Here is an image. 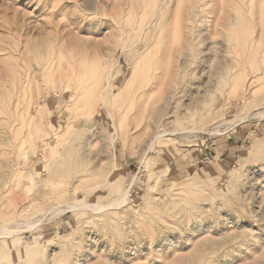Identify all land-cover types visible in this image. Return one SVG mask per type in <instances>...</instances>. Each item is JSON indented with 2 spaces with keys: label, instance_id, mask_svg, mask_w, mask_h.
<instances>
[{
  "label": "rangeland",
  "instance_id": "1",
  "mask_svg": "<svg viewBox=\"0 0 264 264\" xmlns=\"http://www.w3.org/2000/svg\"><path fill=\"white\" fill-rule=\"evenodd\" d=\"M178 1L0 0V264H264L263 48L238 62L264 0Z\"/></svg>",
  "mask_w": 264,
  "mask_h": 264
},
{
  "label": "bare ground",
  "instance_id": "2",
  "mask_svg": "<svg viewBox=\"0 0 264 264\" xmlns=\"http://www.w3.org/2000/svg\"><path fill=\"white\" fill-rule=\"evenodd\" d=\"M67 1V0H66ZM115 0H113V2H114ZM219 1V0H218ZM220 1H222V0H220ZM72 2H74V3H77L78 2V0H72ZM262 2H263V0H262ZM220 3V2H219ZM222 3H223V1H222ZM114 4V3H113ZM163 6H165V4L164 3H161V5H159V6H157L156 7V9L153 11V13H152V17L150 18V20H149V22H147L145 25H144V28H143V30H146L148 27H149V25H150V23L152 22V21H154L155 20V18H156V12L157 11H159V10H161L162 9V7ZM221 6V5H220ZM261 8V7H260ZM220 9H221V7H220ZM183 4H181L180 3V0L177 2V12L175 13L176 14V18L177 19H181L182 18V15H183ZM261 11H263V8H261L260 9ZM219 11H221V10H219ZM64 13V12H63ZM200 13H202V12H200ZM218 14V13H217ZM61 16V15H60ZM64 16V15H63ZM63 16H61L58 20H62V17ZM202 16V15H201ZM258 16H259V14H258ZM1 17V16H0ZM217 17H218V15H217ZM52 18V17H51ZM205 18V17H204ZM251 18V17H250ZM215 19H217L216 17H215ZM49 20V21H48ZM47 21H48V25L50 24V19H48ZM58 20H56V21H54V22H57V23H59V21ZM64 20H65V17H64ZM200 20V19H199ZM221 20V19H220ZM46 21V22H47ZM67 21V20H66ZM215 22H214V24H212L211 25V27H212V30H213V32H214V30H215V27L216 26H222V28H223V22L222 23H220L219 22V20L218 21H216V20H214ZM252 21H253V19H252ZM53 22V21H52ZM205 22V21H204ZM254 22V21H253ZM51 24H53V23H51ZM50 24V25H51ZM15 26V25H14ZM55 26V25H54ZM68 27V26H67ZM225 27V26H224ZM259 28V30H258V32H256L255 34H254V31L256 30V29H254V28ZM52 28V27H51ZM56 28V27H55ZM54 28V29H55ZM207 28V27H206ZM49 29V28H48ZM48 29H47V31H45L44 30V34H46V33H48L49 31H48ZM57 29V28H56ZM212 30H211V32H212ZM54 31V30H53ZM205 31V30H204ZM43 31L42 30H40V32H38V33H40V34H38V35H40V36H44V34L42 33ZM46 32V33H45ZM75 32V31H74ZM77 32H78V30H77ZM200 32V31H199ZM3 33V32H2ZM69 33H71V31H69ZM252 33L254 34V35H252L249 39L247 38V37H245V39H248V41H247V47L245 48V52L244 53H242L241 54V57L239 58V63L241 64V65H245L247 62H250V59L253 57V55H256V54H258L260 51H261V49H260V51H258V47L260 46L261 48H263V50H264V20L262 19V16H260V19L258 18V22H254V27H253V29H252ZM1 34V33H0ZM76 35H77V33H75ZM206 34V33H205ZM21 35V34H20ZM75 35V36H76ZM103 35V34H102ZM204 35V34H203ZM24 36V35H23ZM27 36H31V35H27ZM79 36H81V35H79ZM88 36V35H87ZM108 36V35H107ZM50 37V39L51 40H54V38H53V36H49ZM76 37H78V36H76ZM89 37H91V36H89ZM97 37V36H96ZM96 37H95V39H96ZM206 37H207V35H206ZM30 39H31V37H29ZM32 38H33V36H32ZM86 38V37H85ZM99 38V37H98ZM102 37H100V39H101ZM103 38H106V37H103ZM109 38V37H108ZM1 39V38H0ZM35 39V38H34ZM59 39V38H58ZM66 39V38H65ZM68 39V38H67ZM73 39V38H72ZM75 39V38H74ZM91 39H94V37H92ZM94 39V40H95ZM208 39V38H207ZM244 39V40H245ZM76 40H77V38H76ZM86 40V39H85ZM87 40H89L88 38H87ZM102 40V39H101ZM203 40V39H202ZM59 41H60V39H59ZM74 41V40H73ZM72 41V42H73ZM92 41V40H91ZM100 40L99 39H97V41H95V42H98V45L99 44H101L100 42H99ZM105 41V40H104ZM103 41V42H104ZM107 41L108 40H106V42H105V44L107 43ZM210 41V40H209ZM41 42H43V40H41ZM65 42V41H64ZM77 42H83V40H81V37L79 38L78 37V40H77ZM88 42V41H87ZM89 42H90V40H89ZM93 42V41H92ZM102 42V43H103ZM48 43V42H47ZM59 43V42H58ZM76 43V42H75ZM66 44H67V42L65 43V46H66ZM70 44V43H69ZM68 44V45H69ZM85 44V43H84ZM88 45H89V43H87ZM92 44V43H91ZM91 44L89 45V47L91 46ZM40 45V44H39ZM71 45H72V43H71ZM92 45H94V43L92 44ZM79 46H80V44H79ZM101 46V45H100ZM68 47V46H67ZM73 47V46H72ZM75 47V46H74ZM92 47V46H91ZM93 48V47H92ZM95 48V47H94ZM92 51V53L93 52H95V51H93V50H91ZM97 51V50H96ZM184 51V50H183ZM204 52V51H203ZM209 52V51H208ZM97 53H99V52H97ZM95 55V56H94ZM94 55L92 54V57L94 56L95 58H96V53H94ZM183 55V54H182ZM91 56V55H90ZM93 57V58H94ZM218 57V56H217ZM91 58V57H90ZM220 58V57H219ZM97 59H99V58H97ZM221 60H222V58H221ZM212 61V60H211ZM228 61V60H227ZM96 62V61H95ZM187 63V62H186ZM185 63V64H186ZM200 63V62H199ZM210 63V62H209ZM209 63H207V65L209 64ZM235 63L236 62H234V64L233 63H229V62H226V63H223V64H221V62L220 61H217V63H215V65H214V63H213V70L211 71V69L209 70L210 71V73L208 74V73H206V74H208L207 75V78L209 77H211L212 75H214L215 77L217 76V78H218V80H220V78H222V79H224V78H229L230 80L232 79V83H231V87L234 89V90H236L237 89V87L240 85V86H242L243 88H244V86L245 87H247L250 83H252L253 82V80L254 79H256L259 75H261V73H262V70L261 71H258V73H255V74H250V75H248V77L245 79V82H244V80H242L240 83H239V80H240V77H241V73L242 72H240V70H237L236 69V66H235ZM204 70V69H203ZM202 70V72H204ZM205 70H206V68H205ZM208 71V72H209ZM212 72V73H211ZM186 76L189 78V77H192L193 76V74L195 73L194 71L192 72H189L188 71V69L186 70ZM5 77H6V74H5ZM214 77V78H215ZM19 78H20V80H21V77L19 76ZM206 78V79H207ZM4 81V80H3ZM6 81V80H5ZM50 81V83H52L53 81H55V80H53V79H51V80H49ZM106 81V80H105ZM2 82V81H1ZM206 82H211V81H209V80H207ZM106 83H108V81H106ZM53 87V86H52ZM18 88V87H17ZM20 89V88H19ZM75 89V88H74ZM106 89H107V84L106 85H103L102 87H100L99 89H97L96 88V90H97V92H98V96H99V98L101 99V101L104 103V96H103V94L105 93V91H106ZM22 91V90H21ZM94 91H95V89H94ZM23 93V92H22ZM92 95V94H91ZM90 94L87 96V98H86V100L84 101V104H83V108H81V109H83V110H85V109H89L88 107L91 105V103H92V99L94 98V96H91ZM21 97V96H20ZM29 98H30V96H29ZM29 98H28V100H29ZM23 101L24 102H21V101H19V102H21V103H23L22 104V106L23 107H25V104H27L26 102H27V100H25L24 98H23ZM20 103V104H21ZM19 104V103H18ZM19 104V105H20ZM18 106V105H17ZM82 114H83V112H82ZM256 115H259V117H263L264 116V110H260V111H258V112H256L255 113ZM109 115H110V112H109ZM111 116V115H110ZM238 116H235V118H237ZM113 128H114V130L116 131V127H115V124L113 123ZM179 132H184V131H190L191 132V130H187V129H179L178 130ZM176 131H168V132H163V133H159V134H156L155 135V137H159V136H162V134H174ZM115 139H116V135H115V137H114V139H113V141H111L110 142V145L112 146V147H115V143H114V141H115ZM118 139V138H117ZM90 145H92V143L91 142H87L86 141V143H85V152H92V150L91 149H89V146ZM151 145V144H150ZM88 147V148H87ZM146 154V153H145ZM115 156V164H116V155H114ZM93 189H91L90 191H92ZM128 192H129V186L125 189V190H123L118 196H115V197H113L111 200H109V202L106 204V205H102V203H95V204H91V203H88V202H86L85 200H84V198H79V199H76L75 201H73V202H71V203H68V204H66V207L64 208V209H70V210H74V209H83V208H90L92 211H94V212H100V211H102V210H104L106 207L107 208H109V207H114V208H116V207H120V206H123V205H126L128 202H129V195H128ZM64 209H61L60 207H55V208H53V209H51L50 210V213H52V215L53 216H55V215H57V214H59V213H61ZM41 221V219H37L35 222H31L30 221V224L29 225H27V223L26 222H23V224L25 223V227H26V229H28V228H33L36 224H38L39 222ZM20 224H22L21 222L20 223H17L16 222V225L17 226H19ZM16 228V227H15ZM15 228H11V227H9V226H3V227H1L0 228V237H5V236H10V235H12V234H14V233H16L17 232V229H15ZM252 236V235H251ZM254 237V236H253ZM56 245V244H55ZM52 252V251H51ZM55 252V251H54ZM50 254V253H49ZM75 255V254H74ZM59 257V258H58ZM57 257V255H56V253H53V254H50V255H47L46 256V258H47V261H48V263H49V261L51 260V262L49 263V264H56V262H57V260H60V256H58ZM76 257V256H75ZM74 257V258H75ZM58 258V259H57ZM62 259V258H61ZM67 261V260H66ZM74 261V260H73ZM76 261V260H75ZM60 262V261H59ZM62 262V261H61ZM64 263V262H63Z\"/></svg>",
  "mask_w": 264,
  "mask_h": 264
}]
</instances>
